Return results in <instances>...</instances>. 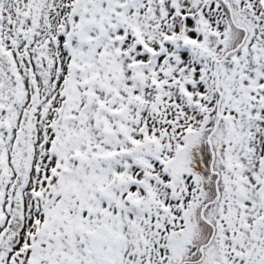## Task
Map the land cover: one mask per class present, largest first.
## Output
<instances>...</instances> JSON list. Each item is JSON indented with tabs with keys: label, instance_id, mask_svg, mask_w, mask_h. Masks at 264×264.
Segmentation results:
<instances>
[{
	"label": "snow or ice",
	"instance_id": "snow-or-ice-1",
	"mask_svg": "<svg viewBox=\"0 0 264 264\" xmlns=\"http://www.w3.org/2000/svg\"><path fill=\"white\" fill-rule=\"evenodd\" d=\"M0 264H264V0H0Z\"/></svg>",
	"mask_w": 264,
	"mask_h": 264
}]
</instances>
